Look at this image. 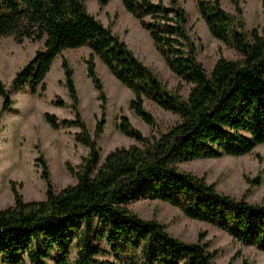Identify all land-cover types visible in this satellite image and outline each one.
I'll use <instances>...</instances> for the list:
<instances>
[{
    "label": "trees",
    "instance_id": "1",
    "mask_svg": "<svg viewBox=\"0 0 264 264\" xmlns=\"http://www.w3.org/2000/svg\"><path fill=\"white\" fill-rule=\"evenodd\" d=\"M108 1L97 0L99 5ZM120 1L147 30L169 68L190 84L186 97L168 88L118 33L88 10L86 0H0V36L13 35L17 42L43 39L9 87L0 77V114L15 110L12 91L43 95L45 75L56 55L83 45L90 48L87 75L102 111L92 136L78 109L73 67L63 56L74 117L59 119L48 111L43 116L54 128L79 127L75 139L88 151L77 168L66 163L76 181L59 190L52 185L45 159L38 158L46 182L44 199H23L11 180L14 201L0 208V264H97L104 253L111 259L102 264H217V250H208L202 233L196 241H186L159 219L134 211L129 202L140 195L167 201L187 217L209 222L264 252V202L249 201L245 192L240 197L224 193L204 176L179 166L198 157L242 155L264 143V28H246L239 0H231L238 15L227 11L221 0H196L211 35L238 53L236 58L220 55L207 70L197 58L198 44L180 0ZM96 55L131 89L129 107L145 122H154L145 98L177 113L179 120L159 134L145 135L121 115L116 127L136 142L116 146L100 159L96 138L105 122L106 96ZM53 103L62 106L64 100L57 95ZM245 177L251 185L263 181ZM241 264L250 261L244 257Z\"/></svg>",
    "mask_w": 264,
    "mask_h": 264
},
{
    "label": "rangeland",
    "instance_id": "2",
    "mask_svg": "<svg viewBox=\"0 0 264 264\" xmlns=\"http://www.w3.org/2000/svg\"><path fill=\"white\" fill-rule=\"evenodd\" d=\"M180 1L188 13L191 32L198 44L197 58L207 70L211 69L220 55L227 58L238 57L234 47L211 35L206 23L199 16L196 0ZM221 4L227 11L238 15L231 0H221ZM239 4L246 28H264V0H239ZM86 6L104 24L109 25L112 31L118 33L135 54L157 72L168 88L177 89L182 96H187L190 84L180 80L169 68L152 43L147 30L124 8L120 0H109L105 5H99L97 0H86ZM42 46L43 39L32 41L24 37L22 42H17L13 35L0 36V77L7 87L15 72ZM88 53L89 48L85 45L63 49L45 79L46 89L43 95L27 90L10 93L15 110L0 114V208L14 201L11 180L15 181L23 199L45 198L46 182L42 177L39 157L45 159L56 190L76 181V177L68 171L66 163L77 168L87 154L88 147L75 139L79 127L60 125L54 128L45 120L43 113H54L59 119L74 117L61 66V59L65 56L73 67L79 112L93 136L102 111L97 90L87 75L85 57ZM94 61L106 96L105 122L102 132L96 138L100 159L116 146H128L136 142L116 127L115 123L121 115H126L132 125L145 135L159 134L179 120L177 113L163 109L154 101L145 98L144 107L154 117L153 124L145 122L129 107V100L133 96L131 89L116 79L107 67L100 65L95 57ZM57 95L64 100V105L53 103ZM1 104L0 96V108ZM179 166L204 176L207 182L214 183L224 193L240 197L245 192L249 201L264 202V143L242 155L198 157L181 161ZM245 175L250 178L263 177V181L251 185ZM129 206L144 218L159 219L169 232L186 241H196L202 233V241L209 242L208 250H217L214 256L217 264H241L244 257L250 264H264V252L254 245L242 244L232 239L227 232L209 222L187 217L177 206L167 201L140 195L133 198ZM236 252L237 257L232 259ZM98 258L100 261L97 264H102L101 261L111 259V255L99 254Z\"/></svg>",
    "mask_w": 264,
    "mask_h": 264
},
{
    "label": "crops",
    "instance_id": "3",
    "mask_svg": "<svg viewBox=\"0 0 264 264\" xmlns=\"http://www.w3.org/2000/svg\"><path fill=\"white\" fill-rule=\"evenodd\" d=\"M83 46H84V45H83ZM87 47H88V46H87ZM75 48H76V47H75ZM88 48H89V47H88ZM89 51H90V48H89ZM56 57H57V55H56ZM56 57L53 59L51 65H50V69L47 71V73H46V75H45V79L47 78L48 73L51 71V68L54 66ZM95 58H96V61L100 62V63H99L100 65H102V66H104V67H107L97 55L95 56ZM107 68H108V67H107ZM109 71H110V70H109ZM84 76H85V75H84ZM110 76H111V75H110ZM112 77H113V76H112ZM114 77H115V76H114ZM115 78H116V77H115ZM116 79H117V78H116Z\"/></svg>",
    "mask_w": 264,
    "mask_h": 264
}]
</instances>
